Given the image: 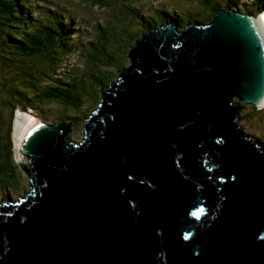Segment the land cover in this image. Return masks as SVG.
Segmentation results:
<instances>
[{
    "label": "water",
    "instance_id": "95a60500",
    "mask_svg": "<svg viewBox=\"0 0 264 264\" xmlns=\"http://www.w3.org/2000/svg\"><path fill=\"white\" fill-rule=\"evenodd\" d=\"M209 25L140 34L79 143L30 124L0 264H264V148L231 99L264 98V32L233 11Z\"/></svg>",
    "mask_w": 264,
    "mask_h": 264
},
{
    "label": "trees",
    "instance_id": "16d2710c",
    "mask_svg": "<svg viewBox=\"0 0 264 264\" xmlns=\"http://www.w3.org/2000/svg\"><path fill=\"white\" fill-rule=\"evenodd\" d=\"M178 1L183 5L185 2L194 0ZM195 1L201 2L202 6V12L199 11V13L201 15L200 18L203 20L199 19L197 21L204 23L208 16L212 15V12V17L214 18L217 11L221 9V3H226L227 0H221L220 3H216V0ZM98 2L99 0H95V4ZM231 3L232 1H229L227 8L236 6L234 3L231 5ZM42 6L45 7L44 5ZM29 7V4L23 3L21 0H0V66L2 69L4 67L9 69L12 67L10 72L12 73L10 74L11 79L9 80L12 81L14 79L19 83V86L12 85L11 89H5L4 105L11 109V118H13L15 110L19 106L26 108L31 107L35 100L46 101V106L51 108L49 110L50 113H52L53 117H57L56 121L60 122L61 120L66 124H74L80 121L79 125L83 129L84 123L87 121L86 118L90 115L92 109L96 107L95 104L99 103L101 99L102 88H105L110 83L112 84L117 77L113 68L124 66L130 48H133L132 46L136 41V32L131 34L130 47L128 44L127 47H118L117 42L120 39L119 35H123L122 31L119 30L118 33L113 35L110 30L107 31L109 27L107 28L98 21H94L95 23L90 31L94 33V43H91V47L94 48L95 52L87 55L89 69L77 75L73 69H65L66 65H63L66 63V56L73 51L72 43H68L70 31L62 27L60 20L50 19V13H42L43 11H41L34 17H30L28 13ZM126 7L128 6L126 5ZM260 9H264V5ZM184 12L187 13L186 11ZM81 13H83V10L78 11L79 18L81 17L86 21L87 19L94 20L92 17L85 18V15ZM202 13H206V15ZM142 16H144L143 23L147 24L146 26H155L154 18V20H150V17L145 12ZM168 17V19H172L170 14H168ZM96 20H98L97 16ZM163 20L164 18H161V21ZM180 22H178L179 28L187 24ZM108 33L110 34L108 35ZM122 39L124 41V37ZM107 40H110L111 51L115 48H117L116 52L124 51L122 55L123 61L121 59V62H118L117 59L113 60V57H116L114 52L105 51ZM127 66L128 64H125L124 67ZM114 74L115 76L113 77ZM77 92L88 95L96 94L97 99L96 103L86 110V113L81 115V104L79 103L80 99L77 97ZM33 109H36V107H33ZM238 109L239 106L236 107L237 115ZM11 160H13L12 141L8 132L0 127L1 185L4 183L6 185L7 183L10 184L15 179V175L9 165Z\"/></svg>",
    "mask_w": 264,
    "mask_h": 264
},
{
    "label": "rangeland",
    "instance_id": "374dc122",
    "mask_svg": "<svg viewBox=\"0 0 264 264\" xmlns=\"http://www.w3.org/2000/svg\"><path fill=\"white\" fill-rule=\"evenodd\" d=\"M39 1H43V4L46 7H41ZM216 1V3L221 2V0ZM229 1H232L231 5L233 3L236 5L235 7L231 8L232 10H239L241 12L251 10L255 16H258L259 14L257 13V9H259L260 6H255L257 4V0H227V4L225 2L221 3V9H227ZM26 3L30 5V13H28L31 15H34V13H41V11H43L42 13H56L58 19L62 15V19H60L61 22H65L66 20L70 22V26L67 27L69 28L70 35H72L69 39V42L72 43L73 51H71L70 54H68V56L65 58L66 63L63 65H66L65 69H73L77 75H80L89 69L87 55L88 53L95 52L94 48L92 47H84V43H94V33L90 31L91 27L95 23L94 21H98L107 28L109 27L107 31L110 30V33L112 32L113 35L118 33L119 30L122 31L123 35H119L120 39L118 40L117 44L118 47H127V44L128 46L131 44L130 37L133 32H136V37L138 38L139 34H141V31L146 34L150 28L146 26L147 24L143 23L144 16L142 15L144 14V8H146L145 13L148 15V17H150V20L155 19V25H159L161 23L166 24L165 21H161V18H164V20L168 19V14H170L172 18H175L182 23H189L191 21L197 22L199 19L203 20L200 18L201 15L199 13V11L202 12L201 2L195 0L191 2H185L183 5L178 0H99V2L96 4L95 0H26ZM126 5L128 7H126ZM53 7H56L55 11H53ZM182 7L183 9H181ZM147 9L149 10L147 11ZM32 10L34 13H32ZM79 10H83V13L81 14L85 15V18L92 17L94 20L87 19V22L83 18H79ZM202 14L206 15V13ZM95 15L97 16L98 20H96ZM212 15H209L208 19L204 23H208L209 20H211L209 23H212ZM169 22L171 24V21ZM110 33H108V35ZM123 37L124 41L122 39ZM110 45V40H107L105 44V51L110 53L114 52V56L117 58L113 57V60L117 59L118 62H121L124 51L121 50L116 52L117 48L111 51ZM127 61L128 59L125 60V63L123 62L124 66L127 64ZM124 66L122 65L121 68L114 67V73L116 74L118 71L124 70ZM11 71L12 67H10V69L6 67L2 69L0 66V127L8 132L12 141L13 160H11L9 165L12 168L13 174L15 175V179L12 183H7V185L5 183L1 185L2 182H0V203L3 201L5 203L7 199L16 201L20 196H24L29 190L28 176L19 166L22 163L23 168L26 170L30 169L28 158H26L24 154H21L20 150L18 149L21 144L22 137L20 138L14 134V124L16 123V118H21L22 116L26 117L25 114L27 113L30 114L27 116V118L30 119V123H32L34 120H40L47 124L64 123V125H67L61 120L60 122L56 121L57 117H53L52 113H50L49 110L51 108L46 106V101H36L35 99L31 107L23 108L19 106L15 110L13 118H11V109L7 105H4L3 102L5 89H11L12 85L19 86V83L16 82L17 80L13 79V82L9 80L11 79ZM77 97H79V103L81 104L80 115L82 113H86V110L90 109L97 100L96 94L88 95L77 92ZM231 99L234 104H237L239 107H241L238 110V118L240 120L237 121V126L241 127V132L246 134V136L252 141L264 143V105L263 107H260V105L256 107L252 104L243 103L237 100L234 96H232ZM95 105L96 107H94L92 111L97 108L98 103ZM33 107H36V109H33ZM79 123L80 121H77L74 124L71 123V131L68 133L69 140L73 142L76 141V143L77 141L79 142V140L81 141L83 138V129Z\"/></svg>",
    "mask_w": 264,
    "mask_h": 264
},
{
    "label": "bare ground",
    "instance_id": "6f19581e",
    "mask_svg": "<svg viewBox=\"0 0 264 264\" xmlns=\"http://www.w3.org/2000/svg\"><path fill=\"white\" fill-rule=\"evenodd\" d=\"M169 21H171V25H173V19H168ZM169 24H170V22H169ZM188 24H191L192 26H201V25H199L198 23H196V21H195V23H193V22H189ZM262 29H263V31H264V22L262 23ZM184 30V29H183ZM91 43H89V44H86V43H84V47H91ZM83 47V48H84ZM82 48V47H81ZM122 71V70H121ZM104 91V90H103ZM102 91V92H103ZM242 102V101H241ZM244 103V102H243ZM232 104H234L233 102H232ZM260 105V107L262 106L263 107V105H264V98H263V100L258 104V106ZM97 109V108H96ZM93 110V109H92ZM94 111H95V109H94ZM25 112V111H24ZM93 112V111H92ZM91 112V113H92ZM26 115V117L25 116H22L21 118H16V123L14 124V134L15 135H17V136H19L20 138L23 136V134L25 133V131L28 129V127L30 126V119H28L27 118V116L28 115H30V114H25ZM90 116H92V114H90ZM30 117V116H29ZM40 123H42V124H47V123H45L44 121H40V120H38ZM47 125H49V124H47ZM50 125H52V124H50ZM79 142H80V140H79ZM78 141H77V143H79ZM76 143V141L73 143V144H75ZM79 145V144H78ZM21 152V151H20ZM22 154V153H21ZM29 187H32L31 186V184H30V181H29ZM28 194V192L25 194V195H27ZM24 198V196H20L18 199H23ZM16 200V201H12V200H10V199H7L6 201H5V204H7V201L9 202V203H19V200ZM4 202V201H3ZM0 205H2L1 203H0Z\"/></svg>",
    "mask_w": 264,
    "mask_h": 264
},
{
    "label": "clouds",
    "instance_id": "9594fccd",
    "mask_svg": "<svg viewBox=\"0 0 264 264\" xmlns=\"http://www.w3.org/2000/svg\"><path fill=\"white\" fill-rule=\"evenodd\" d=\"M53 8H54V7H53ZM249 15H250V16H251V15L253 16L254 13H253V14H249ZM59 16H60V15H59ZM60 19H62V15L60 16L59 20H60ZM60 21H61V20H60ZM163 21H165V20H163ZM165 22H167V21H165ZM168 22H169V21H168ZM60 23L62 24V27H65V28H67V29L69 30V28H68L67 26H70V22H69V23H66V21H65V22H60ZM259 26H260V28L262 29V23L259 24ZM185 27H186V26H185ZM185 27H183V28H185ZM156 28H157V25H155V26H153V27H150L148 31H150V30H155ZM179 29H180V28H179ZM262 32H263V31H262ZM140 33H141V35H143L144 32L141 31ZM69 35H70V34H69ZM71 36H72V35H70L69 37L71 38ZM70 38H69V39H70ZM139 39H140V34H139V37L136 39V41L139 40ZM68 43H70V42L68 41ZM133 46H134V45H133ZM133 46H132V47H133ZM67 56H68V55H67ZM67 56H66V57H67ZM127 59H128V62H127V64H128L130 60H129V58H127ZM121 67H122V66H121ZM123 68H124V70H125L126 67H123ZM118 72H120V71H118ZM116 76L118 77V75H116ZM117 77H116L115 80L112 82V84H114L115 82L118 81V78H119V77H118V78H117ZM110 86H111V83H110L109 85H106L105 88H102V90H104V89H106V88H109ZM99 103H100V101H99ZM99 103H98V105H99ZM98 105H97V106H98ZM91 112H92V111H91ZM90 114H91V113H90ZM89 116H90V115H89ZM87 119H88V117L86 118V120H87ZM83 123H84V122H83ZM68 137H69V136H68ZM70 142H71L72 144L74 143L73 141H70ZM0 206H2V205H0Z\"/></svg>",
    "mask_w": 264,
    "mask_h": 264
}]
</instances>
